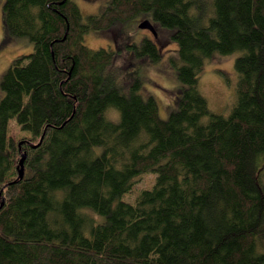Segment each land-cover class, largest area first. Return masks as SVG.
<instances>
[{
    "label": "trees",
    "instance_id": "obj_1",
    "mask_svg": "<svg viewBox=\"0 0 264 264\" xmlns=\"http://www.w3.org/2000/svg\"><path fill=\"white\" fill-rule=\"evenodd\" d=\"M147 13L177 47L166 120L82 43ZM2 23L33 51L0 79V264H264V0H109L85 22L72 0H5ZM214 54L236 55L227 116L198 90Z\"/></svg>",
    "mask_w": 264,
    "mask_h": 264
},
{
    "label": "rangeland",
    "instance_id": "obj_2",
    "mask_svg": "<svg viewBox=\"0 0 264 264\" xmlns=\"http://www.w3.org/2000/svg\"><path fill=\"white\" fill-rule=\"evenodd\" d=\"M5 0H0V79L14 60L21 55L33 51L32 43L24 37L12 38L3 41L5 38L2 23V6ZM109 0H72L78 7L82 22L86 18L97 16L105 8ZM152 22L150 13L143 14L125 23H117L106 30L94 31L89 29L83 35L82 43L92 50L99 48L110 49L113 53L112 62L118 70L121 81L129 86L135 80L139 83V92L143 98L152 97L157 106L160 119L166 120L171 111L175 109L176 98L180 85L174 75L172 62L178 61L176 43L171 40L172 30L153 25L156 37L147 29H140L138 26L143 21ZM153 23V22H152ZM152 40L159 52L160 58L157 62H150L147 57L137 56V51L131 47H140L143 39ZM235 54L221 56L214 54L204 61L202 71L198 78V90L207 102L208 108L217 114L227 116L230 113L235 101V90L237 74L234 70ZM2 92L0 91V99ZM18 132L17 127H10ZM137 184L141 188L152 184L153 175L146 174L138 178Z\"/></svg>",
    "mask_w": 264,
    "mask_h": 264
},
{
    "label": "water",
    "instance_id": "obj_3",
    "mask_svg": "<svg viewBox=\"0 0 264 264\" xmlns=\"http://www.w3.org/2000/svg\"><path fill=\"white\" fill-rule=\"evenodd\" d=\"M140 29H147V30H151L152 31V27L149 24L148 21H143L142 23H140V25L138 26ZM43 135L40 138L39 143L42 141ZM25 153L22 154L21 159L19 161V166L17 168V173H18V178L21 179L23 177L24 174V160H25Z\"/></svg>",
    "mask_w": 264,
    "mask_h": 264
},
{
    "label": "bare ground",
    "instance_id": "obj_4",
    "mask_svg": "<svg viewBox=\"0 0 264 264\" xmlns=\"http://www.w3.org/2000/svg\"><path fill=\"white\" fill-rule=\"evenodd\" d=\"M145 21H148V20H145ZM149 22V24L151 25V27H152V31L151 30H148L150 33H152V35H154V37H156V32H155V29H153L154 27H153V25L151 24V22L150 21H148ZM23 154V153H22ZM26 155V154H25ZM22 156V155H21ZM21 156H20V159H21ZM20 161V160H19ZM25 161V160H24ZM18 166H19V163H18ZM17 166V167H18Z\"/></svg>",
    "mask_w": 264,
    "mask_h": 264
},
{
    "label": "flooded vegetation",
    "instance_id": "obj_5",
    "mask_svg": "<svg viewBox=\"0 0 264 264\" xmlns=\"http://www.w3.org/2000/svg\"><path fill=\"white\" fill-rule=\"evenodd\" d=\"M150 33V32H149Z\"/></svg>",
    "mask_w": 264,
    "mask_h": 264
}]
</instances>
